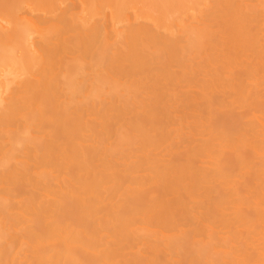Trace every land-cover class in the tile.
Segmentation results:
<instances>
[{
  "label": "bare ground",
  "instance_id": "bare-ground-1",
  "mask_svg": "<svg viewBox=\"0 0 264 264\" xmlns=\"http://www.w3.org/2000/svg\"><path fill=\"white\" fill-rule=\"evenodd\" d=\"M0 264H264V0H0Z\"/></svg>",
  "mask_w": 264,
  "mask_h": 264
}]
</instances>
